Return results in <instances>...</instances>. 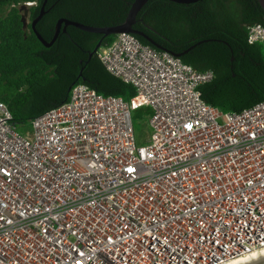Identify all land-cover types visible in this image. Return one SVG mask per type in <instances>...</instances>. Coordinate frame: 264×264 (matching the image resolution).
<instances>
[{
  "label": "built area",
  "instance_id": "2783aa9c",
  "mask_svg": "<svg viewBox=\"0 0 264 264\" xmlns=\"http://www.w3.org/2000/svg\"><path fill=\"white\" fill-rule=\"evenodd\" d=\"M247 41L264 49V22ZM98 57L133 87L129 101L77 84L24 133L0 101V264H227L264 251V102L207 104L212 71L129 33ZM142 108L151 134L138 145Z\"/></svg>",
  "mask_w": 264,
  "mask_h": 264
},
{
  "label": "trees",
  "instance_id": "16d2710c",
  "mask_svg": "<svg viewBox=\"0 0 264 264\" xmlns=\"http://www.w3.org/2000/svg\"><path fill=\"white\" fill-rule=\"evenodd\" d=\"M43 2L0 0V101L20 133L33 119L65 103L77 84L125 102L135 95L131 85L107 72L98 50L93 52L99 42L101 47L109 45L116 35L103 37L67 26L50 47L41 44L30 24ZM133 2L47 0L45 14L35 28L50 42L60 19L92 27L117 26L125 21ZM25 3L33 4L27 6L29 23L24 28L20 8ZM263 22L264 9L258 0L191 4L148 0L133 29L152 39L161 51L179 54L180 61L195 70L212 71L213 79L199 87L202 99L223 112L237 113L264 102V49L247 41V27ZM134 36L157 49L141 36ZM134 113L142 119L151 110L142 108Z\"/></svg>",
  "mask_w": 264,
  "mask_h": 264
},
{
  "label": "water",
  "instance_id": "95a60500",
  "mask_svg": "<svg viewBox=\"0 0 264 264\" xmlns=\"http://www.w3.org/2000/svg\"><path fill=\"white\" fill-rule=\"evenodd\" d=\"M148 0H134V2L131 4L130 9L126 15L125 21L117 26H112V27H92V26H86L77 22H73V21H68L65 19H60L58 20L56 26H55V32L53 35V38L51 39L50 42H46L41 36L40 34L36 31V24L40 21V19L43 17V15L45 14V4L47 2V0H44L39 15L31 22V28L32 31L35 33V35L37 36L38 40L41 42V44L45 47H50L57 39L59 33L65 32L66 27L67 26H73L76 27L79 30L88 32V33H93V34H99L102 35L103 37H107V36H111V35H117V34H121V33H129L132 35H139L142 38H144L145 40H147L152 46H154L155 48L162 50L152 39H150L149 37H147L145 34H143L142 32H139L135 29H133V25L136 22V17L137 14L139 13V11L141 10V8L146 4ZM170 2H174L177 4H191V3H196L199 2L201 0H168ZM260 6L264 9V0H258ZM20 10L22 11V16H21V21L23 23V27L25 28L27 26L26 23V16L28 15V7L26 6V4L22 5ZM202 42H199L198 44H200ZM101 47V43L99 42L96 47L94 48L93 52H96L99 48ZM193 47V46H192ZM187 52V51H186ZM92 54L89 55V57H91ZM174 55V54H173ZM175 57L179 58L180 55H174ZM231 61H233V58H231ZM252 264H264V259L260 260L258 262L252 263Z\"/></svg>",
  "mask_w": 264,
  "mask_h": 264
},
{
  "label": "rangeland",
  "instance_id": "374dc122",
  "mask_svg": "<svg viewBox=\"0 0 264 264\" xmlns=\"http://www.w3.org/2000/svg\"><path fill=\"white\" fill-rule=\"evenodd\" d=\"M3 14L2 11H0V16ZM23 14V13H22ZM26 23H29L28 15L26 16ZM132 120H133V126H134V132L135 137L138 145H145L149 139V136L151 134V128L149 127L148 120L146 117L139 118L135 115V113H132ZM23 131L29 130V126L24 127L22 129Z\"/></svg>",
  "mask_w": 264,
  "mask_h": 264
},
{
  "label": "bare ground",
  "instance_id": "6f19581e",
  "mask_svg": "<svg viewBox=\"0 0 264 264\" xmlns=\"http://www.w3.org/2000/svg\"><path fill=\"white\" fill-rule=\"evenodd\" d=\"M263 259H264V251L253 254V255H249L248 257L243 258V259L232 260L227 264H252V263L258 262Z\"/></svg>",
  "mask_w": 264,
  "mask_h": 264
}]
</instances>
